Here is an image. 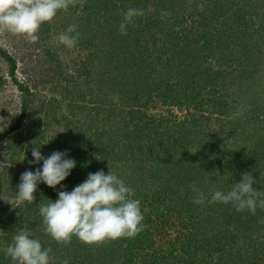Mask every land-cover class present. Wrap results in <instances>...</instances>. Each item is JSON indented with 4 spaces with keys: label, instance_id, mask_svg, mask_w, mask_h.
<instances>
[{
    "label": "trees",
    "instance_id": "trees-1",
    "mask_svg": "<svg viewBox=\"0 0 264 264\" xmlns=\"http://www.w3.org/2000/svg\"><path fill=\"white\" fill-rule=\"evenodd\" d=\"M215 1L207 0L209 7L195 17L191 34L180 24L196 11L195 3L191 13L184 0H163L157 11L147 9L149 0H75L85 16L67 15L73 6L62 14L66 27L79 26L78 44L71 49L51 46L46 37L50 27L63 23L58 12L41 25L35 42L26 41L28 52L33 49L37 56L32 76L27 75L25 56L0 47V60L7 67L0 75V89L10 83L18 93V114L0 134V143L5 141L0 160L1 240L11 237L8 226L13 222L17 230L29 214L38 220L39 203L58 191L43 185L25 212L24 203L11 202L16 191L11 163L24 150L29 166L35 145L45 157L68 150L77 165L68 182L78 185L89 173L110 169L140 200L144 228L138 235L95 245L73 236L62 246L65 253L76 254L77 261L68 259V264H264V208L238 212L222 203L195 204L190 187L210 198L213 190L227 191L249 172L256 180L253 187L264 192V105L256 109L248 97L233 98L254 50L262 51L250 32L253 18L259 16L254 7L261 11L264 3L223 0L231 20L224 18L228 27L211 32L204 18H214L211 12L221 5ZM129 7L142 8L144 15L122 35L119 24ZM200 26L202 33L193 32ZM88 45L91 55L85 54ZM57 50L71 64L65 62L63 68L70 67L73 74L63 75ZM235 53L245 57L240 78L230 65ZM18 65L23 80L16 75ZM96 69V90L83 91L87 81L81 82ZM46 85L62 99L57 109L50 105L55 99L47 100L45 120L50 122L42 127L33 110L37 89ZM155 103L168 109L154 114ZM191 106L195 113L181 120L172 110Z\"/></svg>",
    "mask_w": 264,
    "mask_h": 264
},
{
    "label": "clouds",
    "instance_id": "clouds-1",
    "mask_svg": "<svg viewBox=\"0 0 264 264\" xmlns=\"http://www.w3.org/2000/svg\"><path fill=\"white\" fill-rule=\"evenodd\" d=\"M74 4L75 0H0V29L35 42L42 24L52 21L58 12H67ZM143 15L142 8L129 7L122 14L119 32L127 35L128 25ZM80 35L79 26L69 24L56 39L71 49L78 44ZM40 149L41 146L35 145L31 148L30 168L21 174L11 202L33 203L34 193L41 183L52 189L61 185L62 190L57 192L54 202L47 199L48 203L39 206L44 231L57 244H67L75 236L87 245H95L107 240L134 238L143 230L140 200L134 198L133 188L115 172L109 169L107 173L104 170L89 173L82 183L65 191L62 182L77 166L76 161L70 158L68 150L53 151L45 157ZM32 165L40 166L32 170ZM254 183L256 180L251 173H242L240 180L233 182L227 191L213 190L210 198L192 185L193 203H222L238 212H255L257 207L264 208V192L254 188ZM0 250L10 258L11 264H53L51 248L43 247L27 228L18 230L12 242Z\"/></svg>",
    "mask_w": 264,
    "mask_h": 264
},
{
    "label": "rangeland",
    "instance_id": "rangeland-1",
    "mask_svg": "<svg viewBox=\"0 0 264 264\" xmlns=\"http://www.w3.org/2000/svg\"><path fill=\"white\" fill-rule=\"evenodd\" d=\"M186 2V6H188L189 11L191 12L193 9V6L191 5V3H195V8L196 11L191 14L190 17L186 18L185 20H183V22L180 24V26L185 27L186 32H190L192 29L191 27V23L196 21V18L199 15V11L203 10V8H208L209 5L207 3V0H184ZM216 3H221V5H223V7L221 5H217L215 7V11L211 12V15L214 16L210 17L211 19L208 20L207 18H204L205 21H207L208 23L211 24V26H209L208 29H211V32H215L217 30H222L225 29L227 26L225 20H231L230 18V13H229V9L227 8V5H224L223 0H216ZM251 3H255V2H250ZM256 3L261 4L264 3V0H256ZM82 4V2L80 3ZM163 5V0H161V2L157 3L154 0H149L148 4L146 5L147 9L153 10V11H157V9ZM264 5V4H263ZM76 6V8H75ZM226 6V7H225ZM82 7V5H81ZM257 5L254 7V9H256V15H259L258 17H254L253 18V25H252V29H253V33L250 32V34H252L253 36V41H256L257 43H260L263 47H262V51H260L261 47H258L257 52H255L254 50V55H251V59L253 60H249L250 64L248 65V67L245 69L244 74H241L240 78V69H241V65L243 64L242 61L245 59L244 56H242L241 54H234L232 56V61L230 63V65L232 66V68L236 69L235 74L237 78H240L239 83L241 84V88L238 91V88L236 87V92L234 93L235 95H233L234 99H237V101L239 100H243L244 98H247L250 100V102L253 103V105H255V108L257 109L258 106L264 105V35L262 32H259V28L258 26H260V28H262L264 26V7L262 8V10H259V7L256 8ZM233 7H231L232 9ZM191 9V10H190ZM263 11V12H262ZM159 13H161V11H158ZM63 11L60 12V15L58 16L60 19L63 18ZM192 13V12H191ZM263 14V16H262ZM67 15H72V16H79V15H84L85 16V12L82 11L81 8H78L76 4L73 5L72 10L67 13ZM222 15V16H221ZM204 16V15H203ZM193 17V18H192ZM205 17V16H204ZM224 18H226L224 20ZM63 21V23L58 22L54 25H52L50 27V31H49V35L46 36L48 41L52 44H50L51 46H59L58 44H60L58 42V40L56 39V37L63 32L65 29H63V27H66L65 22H64V18L61 20ZM204 21V22H205ZM203 22V23H204ZM176 22V26H177ZM197 27V26H195ZM215 28V29H213ZM200 29L199 31H197L196 29L193 30V32L195 33H202L201 31V26L198 28ZM257 29V31H256ZM256 31V32H255ZM153 32H154V28H153ZM192 34V33H191ZM189 34V35H191ZM194 34V33H193ZM86 36V35H85ZM147 37V36H146ZM149 37V36H148ZM161 37V36H160ZM159 38L157 37V35H155V39ZM163 38V37H161ZM151 39V38H150ZM164 39V38H163ZM167 39V38H166ZM27 39L20 37V36H16L11 34L10 32L6 31H2L0 29V47L2 49L7 50L8 52H10L11 54L13 53V55L16 56H25L26 57V62H28V67L29 70L27 73L28 76H32V74L35 72L34 70H31L32 68H34L35 66V61L37 56L33 55L35 53V51L32 49L31 51L28 52V45H27ZM169 41V38L166 40ZM88 49L87 51H85V54L87 55H91L93 48L91 47V45H88ZM67 48V47H66ZM260 48V49H259ZM63 49V48H60ZM27 50V52H26ZM64 52H62V50H57V62L62 66L64 63L66 62V59L64 58ZM16 58V57H15ZM46 58V57H45ZM43 58V59H45ZM53 61H55V58H53ZM62 61V62H61ZM67 63V62H66ZM65 63V64H66ZM96 61H91V65H95ZM67 65L71 66L70 62L67 63ZM6 64H4L1 60H0V75H3L6 73ZM63 75H67L69 76V74H73V71L71 70L70 67H65L63 68ZM156 70V69H155ZM125 72H127L126 70H124ZM66 74H65V73ZM98 69H96L95 72H93V75L91 78H88V80H86L84 78L83 79H79V80H83L81 83L86 82L85 83V87L83 88V91H87L88 89H90L91 91H95L96 89L94 88V85L96 82H99V80L97 79L98 75H97ZM99 74V73H98ZM16 75L19 78V80H23L24 76L21 74L20 72V65H18L17 71H16ZM39 75V74H38ZM97 75V77L95 76ZM154 75V74H153ZM96 77V78H95ZM77 78V77H75ZM92 78H95L94 80H92L90 83L88 81H90ZM78 79V78H77ZM155 82H158V79H154ZM252 82V84H251ZM41 85V84H40ZM248 85V87H247ZM250 88L249 90H246L247 88ZM254 88L256 89V93L254 94ZM79 89V88H78ZM38 93L36 94L37 96V100L34 103L35 109L34 114L36 115V117L39 118L40 120V125L43 127H45L46 124H48V122L50 121H46L45 120V110L47 109V100L48 99H55L53 101H51L50 105L52 107H55L57 109L58 104L60 103V100L62 99L61 96L58 95V93H56V91H50L49 86H40L38 89ZM259 98H256V96ZM260 95V96H259ZM260 99V100H259ZM199 100V98H198ZM260 102V105H259ZM49 105V106H50ZM152 105V103L150 104V106ZM193 106V105H192ZM189 107V108H182L181 110H177L176 108L172 109L174 115H176V117L178 119H183L185 118L186 115L189 114H193L195 113V110L193 107ZM239 107V106H238ZM264 107V106H262ZM151 108V107H150ZM154 111H152L154 114L159 113V111L164 112V109H168L166 107L162 108V105H160L159 103H155L153 106ZM184 109V110H183ZM259 109V111H260ZM58 113V110H56ZM244 112V110H241ZM165 113V112H164ZM18 114V93L15 89V87L8 83L4 88L0 89V134L3 133L5 131V129L12 124V122L14 121L15 117ZM48 119V118H46ZM53 130L54 127H53ZM56 133L60 134L58 129H56ZM5 142V141H4ZM4 142L0 143V160H2V146L4 145ZM25 157H27L25 155V151H19V154L15 155L14 157V161L11 163V171H12V175H13V179H14V187L16 188L17 184L19 183L20 180V176L21 174L26 171L29 170L30 165L28 166V162L26 164L25 162ZM29 160V159H28ZM32 160V159H31ZM37 167V165H32L31 169L35 170V168ZM68 181H72L71 178H66L65 181L62 182L63 185V190L65 191H71L76 184L75 183H71ZM43 185L44 184H39L37 186V191L34 193L35 195V200H38L39 197V192L40 190H43ZM58 191L62 190L61 189V185H57ZM58 191H54L55 193L52 194L48 199L52 200L53 202L58 198L57 197V192ZM43 191H41V195H42ZM48 203V201L46 202H40L39 206L41 204H46ZM32 203L29 202H25L23 207L24 208L22 211L25 212V209L28 208V206H30ZM27 211V209H26ZM36 214H39V212H37ZM28 215V214H27ZM28 220L24 221L21 225H20V229L22 228H27L32 237L38 239L43 247L46 248H51V253L50 255L53 257V264H62V262L64 260H75L77 261L75 255L76 254H67L63 251V243L61 244H57L54 240H52L44 231V225L42 222V217H39L38 220H36L34 217H32V215H28ZM14 224V222L12 223V225ZM12 225L8 226V230L11 229V237L9 239L1 240V238L4 235L5 230H2L3 228L0 226V245H1V249L6 248L11 242H12V237L13 235H15V233L20 230V229H14L12 227ZM3 239V238H2ZM65 254H67V256L65 257ZM227 260V258H226ZM10 258L5 257L4 253L2 250H0V264H11L10 262ZM228 264H233L232 262H230L229 260H227Z\"/></svg>",
    "mask_w": 264,
    "mask_h": 264
}]
</instances>
